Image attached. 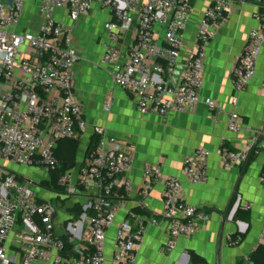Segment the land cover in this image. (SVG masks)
<instances>
[{
  "label": "built area",
  "instance_id": "2783aa9c",
  "mask_svg": "<svg viewBox=\"0 0 264 264\" xmlns=\"http://www.w3.org/2000/svg\"><path fill=\"white\" fill-rule=\"evenodd\" d=\"M235 1L211 0L193 41L187 43L185 34L194 12L190 0H0V264H108L107 237L113 229L109 264H136L144 231H133L126 223L116 225L112 204L117 194L132 191V158L126 143L94 128L96 147L59 177L60 192L11 169H36L49 181V174L60 167L55 157L58 143L75 140L87 129L75 95L81 58L73 47V25L94 7L107 14L100 65L116 87L131 95L140 115L166 118L204 104L210 112L225 115L227 130L239 134L245 127L236 112L237 97L226 113L201 95L207 49ZM239 1L254 4L257 27L229 71L236 95L254 79L264 47V0ZM178 67L182 71L177 83L169 86ZM110 108L107 101L104 111ZM259 156L263 168L258 182L264 189V131H252L239 150L222 143L221 170L241 169ZM209 157L206 149H195L185 157L181 177L165 176L159 166L143 170L144 199L154 185L162 187L166 253L198 231L202 215L182 200V181L206 185ZM70 198L83 199L82 209L88 214L75 222L56 223L58 211L52 202ZM250 208L242 206L244 211ZM258 246L264 248V232Z\"/></svg>",
  "mask_w": 264,
  "mask_h": 264
},
{
  "label": "crops",
  "instance_id": "0c3cea01",
  "mask_svg": "<svg viewBox=\"0 0 264 264\" xmlns=\"http://www.w3.org/2000/svg\"><path fill=\"white\" fill-rule=\"evenodd\" d=\"M210 2L195 0L185 34L187 43L193 41L197 23ZM256 13L253 3L234 2L222 30L207 49L204 66L202 97L213 100L229 113L236 96V112L245 127L239 134L227 130L225 115L210 112L204 104L166 118L140 115L131 95L116 87L108 71L100 65L107 14L94 7L89 16L73 25V47L81 58L76 66L75 95L87 123V129L75 140L82 149V158L97 140L94 128L102 129L107 137L121 140L130 148L132 191L117 194L112 204L116 225L126 223L133 231L139 228L144 231L136 264H252L250 257L258 249V239L264 232V189L258 182L263 159L253 157L241 169L223 172L219 150L222 143L231 149H242L252 131H264V47L255 77L243 92L236 95L229 78L250 31L257 27ZM107 101L111 102L109 112L104 111ZM197 148L210 153L208 183L190 186L183 180L182 200L197 208L202 217L198 231L189 239L182 238L176 250L169 254L164 250L168 227L161 218L162 187L154 185L149 197L144 199L143 170L159 166L165 176L181 177L185 157ZM46 178L43 177L44 182ZM75 204L83 206L84 200L78 199ZM244 204L251 205L250 210L244 211ZM113 237L114 229L107 237L108 264Z\"/></svg>",
  "mask_w": 264,
  "mask_h": 264
},
{
  "label": "trees",
  "instance_id": "16d2710c",
  "mask_svg": "<svg viewBox=\"0 0 264 264\" xmlns=\"http://www.w3.org/2000/svg\"><path fill=\"white\" fill-rule=\"evenodd\" d=\"M96 144L97 140H94L91 143L86 155L96 147ZM78 148L79 143L77 140L62 141L58 143L55 151V157L58 160L60 167L56 171L49 174V181L41 184L44 188L57 192L62 191V189L57 186V180L62 174L78 166L74 161ZM78 206L79 204H77L76 207L78 208ZM80 214L81 213H79V215ZM250 261L252 264H264V248L258 247L256 252L250 257Z\"/></svg>",
  "mask_w": 264,
  "mask_h": 264
},
{
  "label": "rangeland",
  "instance_id": "374dc122",
  "mask_svg": "<svg viewBox=\"0 0 264 264\" xmlns=\"http://www.w3.org/2000/svg\"><path fill=\"white\" fill-rule=\"evenodd\" d=\"M190 1L192 5L195 2V0H190ZM96 25L98 26L99 24L97 23ZM82 153H83L82 149L78 148V151L76 152L75 160H74L77 165H79V163L81 162ZM11 169L20 176L32 178L36 182L41 181L40 183H44V180H42L43 179L42 174L36 169L22 168L19 166H12ZM34 189L37 192L40 191V189L37 187H35ZM52 205L58 211L57 217L55 218L56 223L58 224L65 222V221L75 222V221H78L82 215L88 214L85 211H83L82 205L79 204L77 208L76 207L77 204H75V201L72 198L64 200L62 202L53 201ZM79 213L81 214L79 215Z\"/></svg>",
  "mask_w": 264,
  "mask_h": 264
},
{
  "label": "water",
  "instance_id": "95a60500",
  "mask_svg": "<svg viewBox=\"0 0 264 264\" xmlns=\"http://www.w3.org/2000/svg\"><path fill=\"white\" fill-rule=\"evenodd\" d=\"M180 71H182V67H178L176 72L174 73L173 78L171 79V83L169 84V86H171L172 84H176L178 77L180 75ZM56 216V211L54 209L51 210V217L54 218ZM223 222H225V218L223 219Z\"/></svg>",
  "mask_w": 264,
  "mask_h": 264
}]
</instances>
